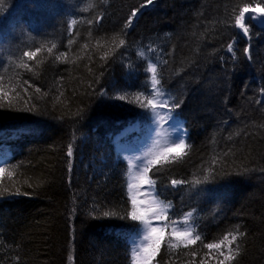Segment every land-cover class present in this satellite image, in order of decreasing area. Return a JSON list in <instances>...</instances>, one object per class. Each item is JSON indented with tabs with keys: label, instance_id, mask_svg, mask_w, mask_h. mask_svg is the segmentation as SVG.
I'll list each match as a JSON object with an SVG mask.
<instances>
[{
	"label": "trees",
	"instance_id": "16d2710c",
	"mask_svg": "<svg viewBox=\"0 0 264 264\" xmlns=\"http://www.w3.org/2000/svg\"><path fill=\"white\" fill-rule=\"evenodd\" d=\"M245 5L264 0H0V264H132L140 223L116 146L149 120L136 100L151 91L149 63L190 148L148 176L169 221L191 213L202 237L169 248L167 230L152 263L218 264L204 244L238 230L230 264H264V24L246 19L244 36Z\"/></svg>",
	"mask_w": 264,
	"mask_h": 264
},
{
	"label": "snow or ice",
	"instance_id": "6c2138e0",
	"mask_svg": "<svg viewBox=\"0 0 264 264\" xmlns=\"http://www.w3.org/2000/svg\"><path fill=\"white\" fill-rule=\"evenodd\" d=\"M148 4H152L153 0H147ZM141 7H144V5H141ZM139 9H135L132 11L131 16L128 18V21L124 25V29L122 30V35L126 36L127 32L126 30L132 26L133 19L137 16V13L139 12ZM249 12H255L258 13L260 16H264V6L257 5L256 7H249L248 5H245L242 7L239 11V15L235 17V26L237 28H242L243 29V35L244 36H249V26L245 23L246 19H251L255 20L256 17H246V13ZM91 23V22H90ZM264 23V22H262ZM72 24H75V21H72ZM71 24L69 27L71 28ZM71 43V40L69 41ZM126 43L124 38H121L119 40V45L117 47L123 46ZM55 47V45H53ZM39 49L36 51H25L23 53V56L28 57L29 60L33 59ZM49 52L52 51V49H48ZM228 51L232 52L233 51V44L228 45ZM245 53L249 55V59L251 58L250 56V51L248 48H245ZM64 53H61L60 56H57L56 59L59 60L61 56H63ZM140 56H144V52L141 51L139 53ZM103 58V57H102ZM18 67H24L28 68V65L26 63H21L18 65ZM30 70V69H29ZM147 71L151 73V88L152 92L146 93V92H140L136 94V100L140 101L139 106L142 108H151L152 109V116L153 119H159L163 120L164 115L161 114L160 112L156 111L158 107L160 108H168L169 111H175V109L180 107V104L171 102L170 99L165 93V90L160 87L161 81L158 78L157 74V66L153 63H149L147 65ZM25 83H28L25 81ZM31 86V85H29ZM2 90V89H0ZM37 92L40 91L39 88L36 89ZM262 94H264V89H262ZM62 95V93H61ZM150 97V98H149ZM126 94L125 95H117L115 99L117 100H125ZM144 99H146V104L143 102ZM173 117L169 116L168 119H172ZM178 140V142H177ZM190 148V145L186 143L185 139H181L179 137L176 138V140L171 141L170 146L165 147L164 152L154 156L151 160L148 161L149 164L151 165H156L161 162V159L164 158L166 159V155H164L167 152L179 150L180 153H185V149ZM68 156L71 157L73 155V145L70 143L68 145ZM227 154V153H226ZM215 160V158H214ZM150 169L148 167H142L138 171V179L140 185H149L154 186L155 181L150 179L148 176V172ZM5 168L0 167V173H4ZM9 176L12 175L11 172L8 173ZM207 179V177H205ZM173 186H176L178 184H181L182 182L176 179H173L171 181ZM196 183H199V181H196ZM134 185L132 183H129V188L131 189ZM7 191V190H5ZM9 195H23L20 191L19 188L16 189L14 193L9 192ZM3 193H0V196H2ZM132 200V205H133V211L129 213L130 218L133 221H141L142 224L144 225V232L141 237H137V240L134 244V250H133V258L134 261L138 259L142 254H146L145 256V264H150V260L155 254L159 251L161 242L164 239L165 236V229L168 227L172 228L171 231V236L173 240H176L177 243H171L169 242L168 247L169 248H176L180 244H183L185 247L188 245H193L196 244L197 241H201L202 237L199 233H196L195 228L189 226V221H188V216H191V213L188 214L184 218V227L181 228L174 221H169V217L167 215V209L170 207V204H163L155 195H153V199L151 202H147L145 200H140L139 203L141 205L147 204V207H144L141 211L140 214H137L136 211V205H137V199L135 196L131 197ZM105 216L111 215L110 213H104ZM166 221V223L156 225L153 224V221ZM244 233L237 232L235 234L228 233L223 236V239L218 241V242H211V243H206L204 244V247L207 249H217L220 250V255L223 256L222 260H219L218 264H230L232 260H234L239 254L241 250L240 243L238 242L239 237H243ZM147 241V243H144ZM227 241V248H228V254H225L224 251L222 250V246L224 245V242ZM235 244V248H232V245ZM195 253H193L194 255Z\"/></svg>",
	"mask_w": 264,
	"mask_h": 264
},
{
	"label": "rangeland",
	"instance_id": "374dc122",
	"mask_svg": "<svg viewBox=\"0 0 264 264\" xmlns=\"http://www.w3.org/2000/svg\"><path fill=\"white\" fill-rule=\"evenodd\" d=\"M255 16V21L259 24L264 22V16H260L258 13L255 12H249L246 13V17H252ZM264 24V23H263ZM242 33L243 29L238 28ZM150 73V77H151ZM150 88H151V79H150ZM152 92V88L151 91ZM150 110V117L148 122H146L143 125H134L133 127H129L125 129V131L121 134V137L125 139V136L129 134L130 137L122 139L123 143H118L116 147L117 155L120 156V158L126 162L127 166L129 167L128 172V195L129 199H131L132 196H135L137 199V205H136V211L137 214H140V211L147 207V204L141 205L139 203L140 200H145L147 202H151L153 199V195H155V188L153 186L149 185H140L139 179H138V171L142 167H150L151 164L148 163L149 160H151L154 156L159 155L164 152L165 147L170 146L171 141L176 140L177 137L184 139V132L182 131V123L177 120L173 114L169 111L168 108H160L158 107L156 111L160 112L164 115L163 120L153 119L152 116V109L148 108ZM173 117L172 119H168V117ZM131 132V134H130ZM137 132L135 135L133 133ZM178 142V140H177ZM179 153V150L167 152L164 155H166L167 158L169 156H174ZM166 158V159H167ZM165 160L164 158L161 159V161ZM129 183H132L134 186L130 189ZM164 204V203H163ZM131 210L133 211V205L131 200ZM169 212V208L167 209V214ZM188 216V215H186ZM184 216L182 221L176 222V225L183 228L184 227ZM189 226L192 227V217L188 216ZM140 223L139 232L132 237L130 240L131 242V253H132V264H145V256L146 254H142L138 259L134 261L133 258V250H134V244L137 240V237H141L144 232V225L141 221H137ZM166 223V221H153V224L160 225ZM169 230L167 237L168 241L171 243H177L176 240L172 239L171 231L172 228L168 227L165 229L166 231ZM166 236V234H165ZM164 236V237H165ZM144 243H147L145 241ZM179 246H183V244H180ZM157 254V253H156ZM154 256L150 260V264L152 263ZM72 261L70 259L69 264H71Z\"/></svg>",
	"mask_w": 264,
	"mask_h": 264
},
{
	"label": "bare ground",
	"instance_id": "6f19581e",
	"mask_svg": "<svg viewBox=\"0 0 264 264\" xmlns=\"http://www.w3.org/2000/svg\"><path fill=\"white\" fill-rule=\"evenodd\" d=\"M124 128H125V127H123V130H122L121 132H123V131H124Z\"/></svg>",
	"mask_w": 264,
	"mask_h": 264
}]
</instances>
